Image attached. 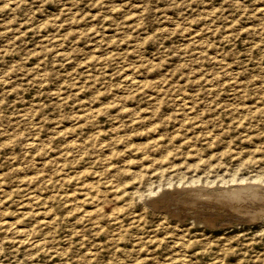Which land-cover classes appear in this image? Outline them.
<instances>
[{"label":"rangeland","instance_id":"374dc122","mask_svg":"<svg viewBox=\"0 0 264 264\" xmlns=\"http://www.w3.org/2000/svg\"><path fill=\"white\" fill-rule=\"evenodd\" d=\"M263 8L0 0V264H264L169 194L264 185Z\"/></svg>","mask_w":264,"mask_h":264},{"label":"bare ground","instance_id":"6f19581e","mask_svg":"<svg viewBox=\"0 0 264 264\" xmlns=\"http://www.w3.org/2000/svg\"><path fill=\"white\" fill-rule=\"evenodd\" d=\"M244 180L230 179L220 182L221 184L205 182L207 186L201 184L200 180H192L187 182L191 185L190 187L175 188L174 192L169 194L173 193L175 200L178 198L180 202L183 197V205L187 207L189 213L194 214L196 219L204 221L207 225H213L217 221H223L224 219H227L228 222V219H237L236 221H238L244 218L245 220L260 218L264 216V185L258 182L246 183L243 182ZM177 184L181 185L185 184V182L178 181ZM181 195L183 196L178 197ZM196 205L199 207H196ZM194 206L196 209L192 208ZM179 211L178 213H181Z\"/></svg>","mask_w":264,"mask_h":264}]
</instances>
